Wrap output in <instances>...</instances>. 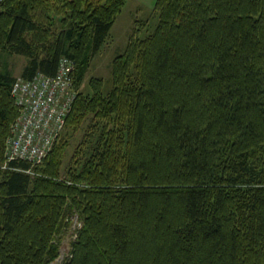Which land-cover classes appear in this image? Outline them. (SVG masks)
<instances>
[{
  "label": "trees",
  "instance_id": "obj_1",
  "mask_svg": "<svg viewBox=\"0 0 264 264\" xmlns=\"http://www.w3.org/2000/svg\"><path fill=\"white\" fill-rule=\"evenodd\" d=\"M125 2L0 3V51L26 56L23 78L74 61L65 128L112 124L68 177L62 131L39 164L0 166V264L53 260L72 213L62 264H264V0H156L154 30L130 35L109 84L79 91ZM14 80L0 71V165Z\"/></svg>",
  "mask_w": 264,
  "mask_h": 264
},
{
  "label": "rangeland",
  "instance_id": "obj_2",
  "mask_svg": "<svg viewBox=\"0 0 264 264\" xmlns=\"http://www.w3.org/2000/svg\"><path fill=\"white\" fill-rule=\"evenodd\" d=\"M155 1L126 0L102 47L90 60L79 91L90 92L89 80L91 77L101 78L104 86L109 84L112 61L115 56L125 50L130 35L133 33L134 37L143 38L154 30L158 22V14L154 11ZM26 62L27 58L24 55L0 51V71L10 73L15 78L22 77ZM106 124V119L94 117L93 114L87 115V118L77 128H65L64 124L60 137L66 140L67 147L61 167L62 177H68V171L73 169L76 161L80 160V156L86 155L87 149L81 142L98 134ZM107 125L112 126V124ZM4 164L5 161L0 166L5 168ZM69 218L68 225L63 226L57 237L59 254L47 264H62L71 255L72 242L75 239L77 228L81 226V221L78 220L76 213H72Z\"/></svg>",
  "mask_w": 264,
  "mask_h": 264
},
{
  "label": "built area",
  "instance_id": "obj_3",
  "mask_svg": "<svg viewBox=\"0 0 264 264\" xmlns=\"http://www.w3.org/2000/svg\"><path fill=\"white\" fill-rule=\"evenodd\" d=\"M74 69V61L62 56L54 75L37 71L31 78H15L11 95L19 112L6 140L5 167L14 159L39 164L48 154L77 94Z\"/></svg>",
  "mask_w": 264,
  "mask_h": 264
}]
</instances>
